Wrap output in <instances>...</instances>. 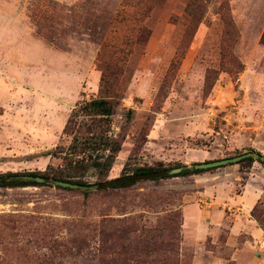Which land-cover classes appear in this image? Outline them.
Returning a JSON list of instances; mask_svg holds the SVG:
<instances>
[{
  "label": "rangeland",
  "instance_id": "374dc122",
  "mask_svg": "<svg viewBox=\"0 0 264 264\" xmlns=\"http://www.w3.org/2000/svg\"><path fill=\"white\" fill-rule=\"evenodd\" d=\"M152 1L0 0V176L52 175L76 136L100 132L80 108L104 75L119 95L103 128L121 150L88 186L131 166L264 156V0ZM249 181L253 214L229 199ZM216 203L224 224L194 237L184 211L205 218ZM0 264H264V165L115 191L0 185Z\"/></svg>",
  "mask_w": 264,
  "mask_h": 264
},
{
  "label": "trees",
  "instance_id": "16d2710c",
  "mask_svg": "<svg viewBox=\"0 0 264 264\" xmlns=\"http://www.w3.org/2000/svg\"><path fill=\"white\" fill-rule=\"evenodd\" d=\"M155 1V0H153ZM152 1V2H153ZM229 30L226 31L228 40L232 37L234 31L233 23L228 19ZM223 61L228 66V72L233 78V81L237 83L240 75L243 71L242 63L236 58L232 52V46L229 45V49L223 55ZM101 95L99 98L94 99L84 104L80 111L88 116L98 118L100 132L92 134L88 137H75L73 144L70 146L68 153L63 156V166L59 168L52 175H40V174H28L32 177H42L44 179H55L63 182L85 185L83 181L85 175L89 169H95L102 177L109 174L112 170L113 163L117 157V154L121 150V144L115 139L111 138L106 131L105 126H110L112 116L114 115L116 102L118 101V93L115 91V84L106 75L102 78V84L100 89ZM253 153L254 150H251ZM260 154V153H259ZM81 155V157H80ZM262 155V154H260ZM252 158H247L239 162L242 164L245 162H255ZM263 164V162L258 161ZM178 166L176 168H179ZM176 168L166 167L163 163H158L155 166H131L126 168L123 174L113 180H106L105 182L97 183L100 190H123L131 188L141 182L146 181H161L164 179L187 176L192 174H198L207 170H185L179 174H170L169 171ZM217 169V168H214ZM213 170V169H208ZM10 176H19V174H11ZM3 181L0 185H37L35 182H22L12 181L5 179L6 177L0 176ZM61 188V187H59ZM64 189V188H63ZM66 190H78V189H66ZM87 193V192H82ZM254 211V210H253ZM252 211V214L254 213ZM173 250H171L172 252Z\"/></svg>",
  "mask_w": 264,
  "mask_h": 264
},
{
  "label": "crops",
  "instance_id": "0c3cea01",
  "mask_svg": "<svg viewBox=\"0 0 264 264\" xmlns=\"http://www.w3.org/2000/svg\"><path fill=\"white\" fill-rule=\"evenodd\" d=\"M261 193H262V190L258 187H255L252 184V182L249 181L244 186L242 194L237 195L236 197H229V199H230L231 203L236 205V207L241 205L243 207V211H246V213H250L253 210V208L257 205L258 201L260 200ZM244 206H245V208H244ZM223 209H224V207H223ZM215 211L222 212V210H220V205L217 203L214 205L213 210L207 211V212H205V214H203V215H205V218L198 216V217H195L196 219H193V217H194L193 212H190L189 210L184 211V222H185L184 226H185V228L189 227V225L193 226L194 230H192L191 233L194 234V237L197 236L200 238L201 236H203L204 232H206V234H205V236H206L208 234V231L211 230L212 226L220 227L221 225L224 224L223 216L222 217L220 216V219L218 218L219 216L215 217V214H214ZM206 215H208V216H206ZM204 219H206V220H204ZM239 228H240V224L236 220V222L234 224H232V227H231L232 233H234Z\"/></svg>",
  "mask_w": 264,
  "mask_h": 264
},
{
  "label": "water",
  "instance_id": "95a60500",
  "mask_svg": "<svg viewBox=\"0 0 264 264\" xmlns=\"http://www.w3.org/2000/svg\"><path fill=\"white\" fill-rule=\"evenodd\" d=\"M247 158H252L256 161H261L264 163V156L260 155L259 153H248V154H243L241 156L235 157V158H229V159H224V160H218V161H213V162H207V163H199V164H194L190 167H182L178 169H172L169 171L170 174H179L185 170H208V169H214V168H221L224 166L232 165V164H238L244 159ZM6 179V178H5ZM7 179L12 180V181H22V182H35L38 184H49L53 185L55 187H61L64 189H78L82 191H96L98 189V185H90V186H85V185H78V184H73V183H68V182H63L59 180H47L42 177H32V176H10ZM3 181V178H0V183Z\"/></svg>",
  "mask_w": 264,
  "mask_h": 264
}]
</instances>
